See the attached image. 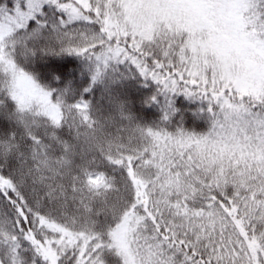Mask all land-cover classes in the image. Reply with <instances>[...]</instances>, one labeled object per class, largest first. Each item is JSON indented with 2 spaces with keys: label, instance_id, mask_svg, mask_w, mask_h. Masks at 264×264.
<instances>
[{
  "label": "snow or ice",
  "instance_id": "snow-or-ice-1",
  "mask_svg": "<svg viewBox=\"0 0 264 264\" xmlns=\"http://www.w3.org/2000/svg\"><path fill=\"white\" fill-rule=\"evenodd\" d=\"M0 264H264V0H0Z\"/></svg>",
  "mask_w": 264,
  "mask_h": 264
},
{
  "label": "trees",
  "instance_id": "trees-1",
  "mask_svg": "<svg viewBox=\"0 0 264 264\" xmlns=\"http://www.w3.org/2000/svg\"><path fill=\"white\" fill-rule=\"evenodd\" d=\"M50 60L52 62L62 61L65 67H70L73 64L75 65L82 64V61L79 58H77L74 55H70V54L65 55L63 57L53 56V57H50ZM85 71H87V69H85ZM78 75L82 77L83 73L80 72L78 73ZM100 87L103 88V84H101ZM153 88H154L153 85H147L144 83H137L133 85L131 83V79L121 84V91L126 96H128V99L126 101L128 109L132 112V114L135 115L137 120H139L142 123L151 124L155 121H159L161 119L163 108L161 106H153L152 104L140 103L135 100H132L130 98V94H140L142 92L143 94L147 95L150 92H152ZM97 99H101V97L98 96ZM175 103L177 106H179L180 104L199 105L201 101L199 100L189 101L187 100L186 97L178 96ZM192 115L195 116L194 111ZM174 127H175V123L173 122V128ZM183 127L188 131H194L197 133H205L210 128V122L202 118H196V119L190 120L187 117H185L183 120Z\"/></svg>",
  "mask_w": 264,
  "mask_h": 264
}]
</instances>
